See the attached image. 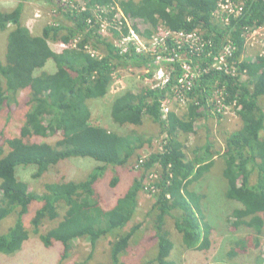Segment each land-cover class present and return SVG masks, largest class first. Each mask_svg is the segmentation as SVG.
Listing matches in <instances>:
<instances>
[{
  "label": "trees",
  "instance_id": "trees-1",
  "mask_svg": "<svg viewBox=\"0 0 264 264\" xmlns=\"http://www.w3.org/2000/svg\"><path fill=\"white\" fill-rule=\"evenodd\" d=\"M24 1L19 0L10 11L0 10V31H8L5 61L0 58V112L5 104L15 100L19 91L26 92L28 108L18 132L0 138V222L11 215L15 217L13 224L0 233V252L14 253L33 233L45 247L54 242L63 245L61 262L67 258L72 240L89 238L93 250L99 239L111 235L109 261L103 264H125L122 257L142 223H134L128 231L120 230L137 215L138 195L145 187L143 178L155 163L159 165L158 177L153 182L156 199L152 204V236L156 245L149 263L176 264L169 258L173 241L166 228L167 216L175 217V210L180 211L175 217V228L185 246L192 250L210 248L213 228L201 208L203 195L190 186L212 167L218 153L213 152L215 146L208 137L192 149L186 139L197 132L195 122L211 114L208 98L215 81L224 88L226 101L236 103L242 122L225 141L221 157L226 184L221 193L225 201L238 202L232 204L228 221L232 219L235 226L250 229L254 241L245 245L242 238L229 248L227 257L246 253L249 245L263 246L264 108L260 98L264 97V57L246 54L244 33L247 26L264 25V0H242L241 14L231 17L225 26L213 17L218 3L224 0H88L92 6L118 3L131 18L143 19L148 28L162 22L173 31L196 29L204 42V56L216 54L230 41L228 60L234 64L235 73L216 69L203 72L191 92L194 100L181 112L171 111L166 120L161 117L160 101L175 82L161 90L147 85L137 92L125 90L114 98L110 110L114 124L136 126L148 117L167 135L163 151L146 156L138 152L144 145L141 135L134 131L119 133L92 123L87 102L108 93L113 68L119 64L141 67L150 58L134 50L119 55L98 31L90 10L70 12L59 0H41L54 5L63 18H57L54 25H44L40 35H33L21 23ZM150 33L147 29L146 34ZM75 36L79 37L76 47L56 50L51 45V41L56 45L68 43ZM86 44L100 49L101 56H92L84 47ZM49 59L55 63L53 72L44 69ZM174 66L180 72L178 65ZM36 137L55 138L51 142L30 141ZM135 155L133 168L140 174L111 208L104 209L96 196L95 183L107 167H124ZM69 157H91L100 164L82 180L45 183L39 195L17 177V167L35 166L33 176L39 177ZM118 180L115 174L110 186L114 187ZM35 202L40 206L33 209ZM30 210L31 230L25 224ZM54 221V225L42 230L46 223Z\"/></svg>",
  "mask_w": 264,
  "mask_h": 264
},
{
  "label": "rangeland",
  "instance_id": "rangeland-1",
  "mask_svg": "<svg viewBox=\"0 0 264 264\" xmlns=\"http://www.w3.org/2000/svg\"><path fill=\"white\" fill-rule=\"evenodd\" d=\"M18 2L19 0H0V10L10 11ZM53 6L54 5H49L41 0L24 1L21 23L25 26H29L33 35H40L44 25H54L57 23V18H63L56 12L53 13ZM38 9L42 10V16L36 18L35 14H38ZM259 26L262 29L255 35V38H248L247 40L246 54L248 56H250V54H259V43L252 44L253 41H260L264 37V25ZM7 33V30L0 31V58L3 62L5 61ZM51 45L56 50L60 47L53 41H51ZM147 63L144 65L142 64L141 67L119 64L114 68L112 73V77L122 80V85L118 86L119 90L116 91L117 88L113 82L115 78H112L108 93L104 97L94 98L87 102L91 110L92 123L105 126L109 130H115L119 133L134 131L138 135H141L144 144L142 148L138 149L141 156H146L156 151H162L164 142L163 136L165 133L161 131L159 124L145 117L140 125L118 126L112 122L110 110L115 96L120 95V92L125 90L137 92L142 86L146 85L143 68H147L145 66ZM44 69L48 72H53L56 69L55 63L49 59ZM260 102L264 108V97L260 98ZM208 105H211L210 101ZM27 109L26 92L19 91L15 100L10 101L9 104H5L3 110L0 112V138L18 132V127ZM173 109L177 112L183 111L181 107L177 105H173ZM241 125L242 122L239 115L226 114L221 116L211 112L205 119L201 118L196 121L195 128L198 129H196L197 132L195 134L190 133L187 136L186 142L189 149L201 143H205L208 137L213 141L215 146L213 152L218 153L213 157L215 161L212 167L205 171L199 180L191 183L190 186L195 192L203 195L200 203L205 219L213 228L211 233L212 243L208 249L192 250L187 248L182 242L181 235L176 230L174 223L175 217L179 216L180 211H173L172 215L175 217L167 216L166 228L170 231L173 241V250L169 258H172L176 264H214L215 262L221 261H229L234 264H260V260H262L261 264H264V245L251 247L254 241L252 240L253 234L250 229L244 226H235L232 219L228 221L229 212L234 206L232 204H238V202L235 200H232V203L225 201L223 192L221 193L222 187L226 184L225 178L222 175L223 158L221 157L225 147V141L228 134L238 130ZM54 138L55 137H36L30 139V141L51 142ZM189 156H192L190 152ZM136 158L135 155L124 167H107L103 175L95 183L96 196H98L100 205L104 209L111 208L116 203L117 199L126 192L129 185L133 182V179L140 174L139 170L133 168ZM98 164H100L99 161L91 157H69L60 160L57 165L52 166L39 177L33 176L36 172V168L32 165L17 167L16 174L20 180L28 183L30 191L39 195L44 191L45 183L62 180H82L86 177L88 172ZM158 170L159 165L155 163L143 178L145 186L147 180L151 183L155 181L158 177ZM115 174L119 176V180L117 184L112 187L109 183ZM149 174H153V177H149L146 180ZM155 199V191L152 192L144 187L138 195L139 203L137 215L130 223L120 230L121 232L128 231L134 223H142V227L137 231L132 240H130L129 246L122 257L125 264H150L149 259L153 257L156 245V239L152 236L154 218L152 204ZM39 206L40 203L35 202L33 209ZM32 215L33 211L30 210V213L25 217V224L29 230H31ZM14 219V215H11L1 221L0 233L5 232L6 229L13 224ZM54 224L55 221L46 223L42 230L44 231ZM257 237L261 238L259 235ZM242 238H244L245 245L247 243L251 244L248 246L249 249L246 253L240 254L234 258L227 257L229 248L234 246L236 242ZM110 240H113V236L111 235L99 239L95 244V248L92 250L89 238L74 239L70 242L67 258L60 262L59 259L62 254L63 245L54 242L52 246L45 247L40 239H38V236L31 233L29 238L24 241L22 247L14 253L5 254L0 252V264H103L109 261ZM89 253H92L90 259L88 257Z\"/></svg>",
  "mask_w": 264,
  "mask_h": 264
},
{
  "label": "built area",
  "instance_id": "built-area-1",
  "mask_svg": "<svg viewBox=\"0 0 264 264\" xmlns=\"http://www.w3.org/2000/svg\"><path fill=\"white\" fill-rule=\"evenodd\" d=\"M64 5V9L70 12L82 13L87 9L92 12V18L98 27V31L102 37L109 40L119 55L130 53L134 50L136 53L144 54L150 58L147 61V68H143L145 84L155 89H165L172 81L175 82L160 101L161 117L166 120L167 116L173 111V105L186 109L187 104L194 100L191 92L195 85V81L203 72L210 69L223 71L227 74L235 73V66L228 60L231 46L230 41H226L222 50L211 56H204L202 51L204 42L200 39L198 30L173 31L164 23L159 22L155 29L147 27V23L141 18H131L127 15L118 3L106 5L96 4L90 5L88 0H59ZM244 2L242 0H224L220 1L213 12L215 20L223 26L230 22V18L238 17L243 10ZM53 13L56 7L53 6ZM42 16V10L38 9L36 18ZM88 23H92L91 18H87ZM91 25V24H90ZM150 29L151 33L146 34V30ZM260 32L256 26L249 27L245 33V46H247L248 38H255ZM79 37L75 36L68 43L60 42V47H76ZM259 56L264 57V37L258 41ZM92 56H101V50L93 48L86 44L84 46ZM178 65L180 72L174 65ZM114 68L112 69V73ZM112 77V74H111ZM115 78V77H112ZM114 85L119 90L122 80L115 78ZM120 92L119 94H121ZM208 98V104L211 106V112L217 115L235 114L238 116L237 106L235 102H229L225 99L224 88L219 87L215 81ZM117 96V95H116ZM115 96V97H116ZM176 112V110H174ZM163 140L167 138L165 134ZM163 151V148H162ZM152 178L153 174H149L148 178ZM156 191L153 183L148 182L145 189Z\"/></svg>",
  "mask_w": 264,
  "mask_h": 264
},
{
  "label": "bare ground",
  "instance_id": "bare-ground-1",
  "mask_svg": "<svg viewBox=\"0 0 264 264\" xmlns=\"http://www.w3.org/2000/svg\"><path fill=\"white\" fill-rule=\"evenodd\" d=\"M250 26H247V29L245 30V33H247V31H248V28H249ZM151 29H155V28H151ZM257 29H259V30H261L262 28L260 27V26H257ZM244 33V34H245ZM59 46V45H58ZM61 48V47H60ZM176 105V104H175ZM174 111V110H173ZM177 112V111H176Z\"/></svg>",
  "mask_w": 264,
  "mask_h": 264
},
{
  "label": "crops",
  "instance_id": "crops-1",
  "mask_svg": "<svg viewBox=\"0 0 264 264\" xmlns=\"http://www.w3.org/2000/svg\"><path fill=\"white\" fill-rule=\"evenodd\" d=\"M29 29H30V31H31V28L29 27V26H27ZM194 128H195V126H194ZM197 129V128H196ZM198 130V129H197Z\"/></svg>",
  "mask_w": 264,
  "mask_h": 264
}]
</instances>
